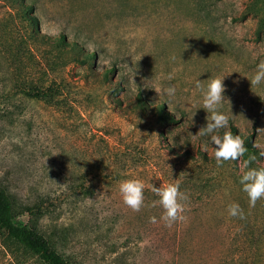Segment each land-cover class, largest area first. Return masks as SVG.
Here are the masks:
<instances>
[{
    "label": "rangeland",
    "instance_id": "rangeland-1",
    "mask_svg": "<svg viewBox=\"0 0 264 264\" xmlns=\"http://www.w3.org/2000/svg\"><path fill=\"white\" fill-rule=\"evenodd\" d=\"M261 61L264 0H0V181L21 205L41 199L37 229L73 264L264 262V199L249 207L245 159L218 167L203 150L196 88L225 77L219 134H252L250 167H264V83H249ZM47 88L48 100L30 94ZM160 104L173 122L155 120ZM115 149L129 159L119 179ZM127 179L145 184L139 212L122 202ZM173 182L187 219L166 227L150 185ZM19 209L14 223L28 224ZM0 264L45 263L0 230Z\"/></svg>",
    "mask_w": 264,
    "mask_h": 264
},
{
    "label": "clouds",
    "instance_id": "clouds-1",
    "mask_svg": "<svg viewBox=\"0 0 264 264\" xmlns=\"http://www.w3.org/2000/svg\"><path fill=\"white\" fill-rule=\"evenodd\" d=\"M89 47L93 46L89 45ZM224 78H210L206 86L202 82L196 81V88L200 89L202 93L203 109L208 113L206 126L202 127L197 135L209 138L203 145V150L207 152L211 149L218 167L225 162L237 161L247 152L244 140L239 135H233L231 131H224L223 135L219 134L221 129H227L229 126V117L219 111L224 103L230 106V101L223 95L226 91L223 85ZM249 83L251 87L264 83V61L257 65V69ZM164 91L169 97L175 94L174 87H169ZM257 131L264 132V130ZM260 157H264V151L260 152ZM256 159L257 157L253 155L244 161L243 167L247 170L243 172L239 180L242 185V191L248 197L250 208L255 207L258 200L264 199V167L258 169L250 167ZM150 187L151 191L159 198L153 201L151 206L159 205L161 207L162 215L160 219L166 227H172L176 223L186 221L187 217L184 215L186 206L184 202L187 201L188 197L180 191L179 183H168L158 188L153 185H150ZM144 190L145 184L139 179H127L119 184L122 202L133 212H139L144 207ZM227 211L230 217L245 218L243 210L236 203L230 204ZM150 222L155 223L156 218L151 217Z\"/></svg>",
    "mask_w": 264,
    "mask_h": 264
},
{
    "label": "trees",
    "instance_id": "trees-1",
    "mask_svg": "<svg viewBox=\"0 0 264 264\" xmlns=\"http://www.w3.org/2000/svg\"><path fill=\"white\" fill-rule=\"evenodd\" d=\"M110 73L111 72H107V76H109ZM30 94L35 98L48 100L52 97V89L35 90ZM139 106L144 108L141 101H139ZM164 108L163 104L157 105L154 108L155 120L159 123L173 122V118L164 112ZM232 134L235 135L234 132H232ZM252 138L253 135L250 134L244 140L247 152L242 158L245 160H247L249 156H256V150L252 145ZM112 153L113 155L109 164L111 166L110 172L113 179H119L124 174L123 168H127L126 163L129 159L127 154L124 153V150L115 149ZM200 158V160L203 161V156ZM89 190L90 188L87 187L86 183H78L76 181V195H85L90 192ZM80 200H83V198ZM77 201L78 199H76V202ZM18 208H21L18 212H27L29 216L28 224L17 225L14 223L13 218ZM45 212L41 199L40 201H35L31 206L28 204L21 205L10 186L0 181V230L21 245L25 251L32 253L45 264H73L68 261L65 256L61 255L53 247L50 239L45 237L37 229L39 218L44 216ZM248 259L249 257H243V261H238L240 263H237L235 259H230L221 264H264L259 258L251 262H248Z\"/></svg>",
    "mask_w": 264,
    "mask_h": 264
}]
</instances>
